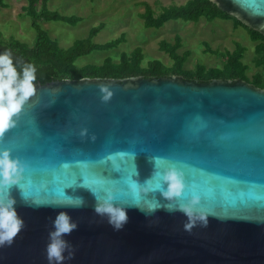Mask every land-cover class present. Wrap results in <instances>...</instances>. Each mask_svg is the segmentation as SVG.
Returning <instances> with one entry per match:
<instances>
[{
    "label": "water",
    "instance_id": "obj_1",
    "mask_svg": "<svg viewBox=\"0 0 264 264\" xmlns=\"http://www.w3.org/2000/svg\"><path fill=\"white\" fill-rule=\"evenodd\" d=\"M212 1L264 34V0ZM36 84L37 95L0 141L27 165L22 190H10L26 227L0 248V264H48L51 220L61 211L78 224L64 237L75 248L64 264H264V88L179 74ZM101 84L113 91L108 102L100 99ZM156 156L183 170L189 194L195 186L210 213L207 227L189 233L181 212L146 216L125 206L128 222L115 231L96 215L90 189L132 204L129 184L151 178ZM22 191L41 206L26 204ZM68 196L83 198L84 206H46ZM153 196L167 203L159 191L147 194Z\"/></svg>",
    "mask_w": 264,
    "mask_h": 264
},
{
    "label": "clouds",
    "instance_id": "obj_2",
    "mask_svg": "<svg viewBox=\"0 0 264 264\" xmlns=\"http://www.w3.org/2000/svg\"><path fill=\"white\" fill-rule=\"evenodd\" d=\"M36 72L33 63H14L10 50L0 52V141H4L6 133L17 126L25 106L37 95ZM99 91L103 102H108L113 96V91L107 84L99 85ZM79 135L87 136L88 130L82 128ZM95 138L94 135L90 137L92 140ZM150 160L154 162L151 178L144 184H139L135 180L129 184L134 195L132 204L117 202L110 190H105V194L100 195L90 189L96 200L94 206L96 215L101 218L106 217L115 231L123 229L128 222L125 206H135L146 216L153 215L159 209L169 213L181 212L187 217L183 228L189 233L198 225L207 227L210 213L199 206L201 195L195 190V186H191L190 194L186 191L190 186L185 180L183 170L163 157L156 156ZM26 167L24 161L12 155L10 147H0V248L10 247L26 227L24 219L16 211V201L10 195L14 185H18L22 190L23 186L20 182ZM136 175H138L137 171ZM157 191L167 203L162 204L154 196L152 199L147 198L148 193ZM22 197L29 206H41L30 200L23 191ZM84 204L83 198L68 196L66 200H55L46 206L79 208ZM51 223L52 230L48 233L46 258L48 264H64L65 261L72 260L75 255L74 246L64 237L71 235L78 224L64 211L59 212Z\"/></svg>",
    "mask_w": 264,
    "mask_h": 264
},
{
    "label": "rangeland",
    "instance_id": "obj_3",
    "mask_svg": "<svg viewBox=\"0 0 264 264\" xmlns=\"http://www.w3.org/2000/svg\"><path fill=\"white\" fill-rule=\"evenodd\" d=\"M187 0H47V7L63 15L77 16L76 23L71 24L62 20L39 18L37 22L56 39L63 48L70 47L77 39L89 35L92 27L102 26L92 37L95 43H105L124 35V40L117 47L110 49H94L82 55L77 60L83 64L102 63L108 56L118 60L122 51L129 52L135 46L143 47L144 60L158 58L170 66L172 58L159 48L161 40L174 42L175 36L181 37L182 46L178 51L190 52L184 67L192 69L195 64L204 63L207 66H218L224 62V53L235 47L239 41L246 46L242 61L248 67V77L255 74L261 67L254 62L256 56L254 45L247 30L236 25L233 19L216 18L208 21L201 17L198 21L182 19L170 20L162 27H145L141 13L145 11L144 3L152 6L156 13L162 6L182 4ZM28 0H4L0 8V35L3 39L13 37L32 44L35 40L36 29L32 26L33 19L27 14ZM41 0L37 9L41 8ZM212 50V51H211Z\"/></svg>",
    "mask_w": 264,
    "mask_h": 264
},
{
    "label": "trees",
    "instance_id": "obj_4",
    "mask_svg": "<svg viewBox=\"0 0 264 264\" xmlns=\"http://www.w3.org/2000/svg\"><path fill=\"white\" fill-rule=\"evenodd\" d=\"M39 0H28L26 5L27 14L33 19L32 26L36 29L35 40L32 44L20 41L13 37L3 39L0 35V52L10 50L14 63H33L36 66L37 81L45 83L56 79H80L83 77H114L126 78L142 75L145 77H160L172 74H179L187 80L209 81L214 78L234 79L241 78L264 88V34L250 28L237 17L221 10L212 0H187L182 4H170L162 6L161 11L156 13L152 6L144 3L145 11L141 13L145 27L159 28L170 20L182 19L185 21H198L201 17L212 21L216 18L233 19L236 25L243 26L252 41L255 42L254 62L262 69L251 77H248L246 70L248 65L242 61L246 46L239 41L231 51L224 53V62L218 66H207L204 63H197L192 69L184 67L190 52L184 50L179 52L182 46L181 37L175 36L174 42L161 40L159 48L172 58L170 66L164 64L160 59L154 58L143 64L144 50L140 45L135 46L131 51H122L118 60L108 56L102 63L77 64L78 58L91 52L94 49H110L117 47L124 40L121 35L105 43H95L92 37L102 26L101 24L92 27L89 35L77 39L70 47L63 48L58 41L52 38L46 29L37 22L39 18L62 20L71 24L79 19L77 16L60 14L47 7V0H41V8L37 9ZM4 6V0H0V8ZM212 51V50H211Z\"/></svg>",
    "mask_w": 264,
    "mask_h": 264
},
{
    "label": "flooded vegetation",
    "instance_id": "obj_5",
    "mask_svg": "<svg viewBox=\"0 0 264 264\" xmlns=\"http://www.w3.org/2000/svg\"><path fill=\"white\" fill-rule=\"evenodd\" d=\"M194 80H196V79H194ZM251 83V82H250ZM253 84V83H252ZM255 85V84H254Z\"/></svg>",
    "mask_w": 264,
    "mask_h": 264
}]
</instances>
